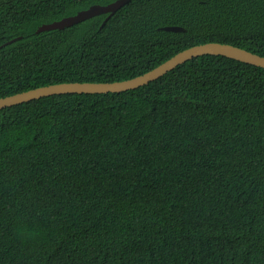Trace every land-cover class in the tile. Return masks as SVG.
<instances>
[{
	"label": "trees",
	"instance_id": "16d2710c",
	"mask_svg": "<svg viewBox=\"0 0 264 264\" xmlns=\"http://www.w3.org/2000/svg\"><path fill=\"white\" fill-rule=\"evenodd\" d=\"M116 1L0 0V99L207 43L264 57V0H133L37 33ZM0 264H264V69L207 55L1 110Z\"/></svg>",
	"mask_w": 264,
	"mask_h": 264
},
{
	"label": "water",
	"instance_id": "95a60500",
	"mask_svg": "<svg viewBox=\"0 0 264 264\" xmlns=\"http://www.w3.org/2000/svg\"><path fill=\"white\" fill-rule=\"evenodd\" d=\"M132 1L133 0H117L116 2L106 6H92L88 10L81 11L75 16L64 18L61 21H57L51 24L43 25L39 27L37 33L64 30L66 28L78 25L87 20L93 19L95 17L108 15V17L103 22V27L115 13H117L121 8L128 5ZM163 30L166 32L175 33L185 32V29L181 27H165ZM20 39L21 38H16L6 43L5 45L14 43ZM207 55L223 56L229 59H233L242 63H246L264 69L263 56H259L245 49H241L232 45L221 43H207L184 50L169 59L168 61H166L165 63L161 64L157 68L147 72L144 75L138 76L130 80L114 83H63L40 87L27 92H22L16 95L1 98L0 111L8 107L29 103L31 101L55 95L109 94L136 90L140 87L150 84L151 82L157 81L159 78L163 77L168 72L176 69L177 67L185 64L188 61H191L194 58Z\"/></svg>",
	"mask_w": 264,
	"mask_h": 264
}]
</instances>
